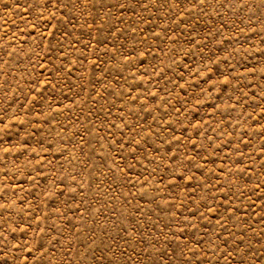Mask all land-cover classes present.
Here are the masks:
<instances>
[{
  "label": "rangeland",
  "instance_id": "1",
  "mask_svg": "<svg viewBox=\"0 0 264 264\" xmlns=\"http://www.w3.org/2000/svg\"><path fill=\"white\" fill-rule=\"evenodd\" d=\"M0 264H264V0H0Z\"/></svg>",
  "mask_w": 264,
  "mask_h": 264
}]
</instances>
